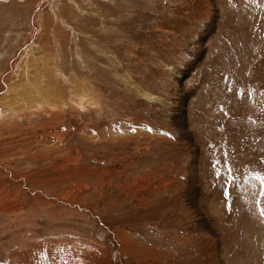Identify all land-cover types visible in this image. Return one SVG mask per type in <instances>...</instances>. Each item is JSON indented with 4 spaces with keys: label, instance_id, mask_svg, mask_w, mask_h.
<instances>
[{
    "label": "rangeland",
    "instance_id": "374dc122",
    "mask_svg": "<svg viewBox=\"0 0 264 264\" xmlns=\"http://www.w3.org/2000/svg\"><path fill=\"white\" fill-rule=\"evenodd\" d=\"M262 213L264 0H0V264H264Z\"/></svg>",
    "mask_w": 264,
    "mask_h": 264
},
{
    "label": "bare ground",
    "instance_id": "6f19581e",
    "mask_svg": "<svg viewBox=\"0 0 264 264\" xmlns=\"http://www.w3.org/2000/svg\"><path fill=\"white\" fill-rule=\"evenodd\" d=\"M33 60V59H32ZM37 61V60H36ZM53 63V62H52ZM52 65V64H51ZM40 66V65H39ZM46 66V65H45ZM52 66H54V63H53V65ZM38 67V66H37ZM46 67H48V66H46ZM44 68V67H43ZM49 68H50V70L48 69L45 73L44 72H42L43 74H42V77L43 78H45V80H46V82L45 83H43V84H40V82L39 81H35L34 83H33V85H35V86H37L36 88V90H34V92H32L33 94H35V95H33V96H35L37 99H38V101L35 99V101L37 102L36 103V106L37 105H40V104H43L44 102L47 104V106H48V108H50V107H52V102H55V100L53 99V92H51L50 93V95H49V92L51 91V88L53 87V85H54V83H53V81L51 80V82H50V77L49 76H47V75H49V73L51 74V75H54L55 74V68H53V67H50L49 66ZM32 69H36V71H37V68H32ZM40 70V69H39ZM31 71V70H30ZM29 73V72H28ZM40 75V74H39ZM27 78V77H26ZM49 78V79H48ZM52 78V77H51ZM48 79V80H47ZM29 81H31V80H29ZM33 81V80H32ZM54 81H56V80H54ZM37 84V85H36ZM53 84V85H52ZM32 85V86H33ZM54 90V89H53ZM78 92V91H77ZM31 95V94H30ZM28 102V101H27ZM30 102H32V101H30ZM43 102V103H42ZM35 104V103H34ZM32 106H33V104H32ZM50 106V107H49ZM48 108H47V111H48ZM249 208V207H248Z\"/></svg>",
    "mask_w": 264,
    "mask_h": 264
},
{
    "label": "snow or ice",
    "instance_id": "6c2138e0",
    "mask_svg": "<svg viewBox=\"0 0 264 264\" xmlns=\"http://www.w3.org/2000/svg\"><path fill=\"white\" fill-rule=\"evenodd\" d=\"M262 214H264V213H262Z\"/></svg>",
    "mask_w": 264,
    "mask_h": 264
}]
</instances>
